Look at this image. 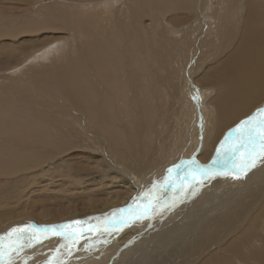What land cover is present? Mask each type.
<instances>
[{
	"label": "bare ground",
	"instance_id": "1",
	"mask_svg": "<svg viewBox=\"0 0 264 264\" xmlns=\"http://www.w3.org/2000/svg\"><path fill=\"white\" fill-rule=\"evenodd\" d=\"M3 1H15L20 4L25 2V0ZM81 1H93V4L101 6L93 7V17L88 18L85 16V13L88 12L83 10H81L82 12H70L68 13L69 16L66 15L64 10L58 12L55 9L54 13H56H51L55 21L67 17L66 21L70 24H74L75 21H79L81 18L88 24L92 23L90 28H93L90 31L88 29L87 34L84 35V41L87 43L86 47L91 51L78 49L77 59L79 61L71 63L72 66L62 64L59 68L55 63H52L55 65L52 69H49L50 72H46L32 81L22 77H15L14 74L11 76L10 73L0 75V83L4 85L0 89V94H6L9 89L8 79H11L12 86L21 85L18 99L15 98L10 102H6L7 96H0V100L7 103V108L12 102H15L13 107L9 108L12 112L11 114H5V111L0 109V201L9 193L10 189L15 187L10 179L18 170L23 167L24 169L31 167L47 155H59L60 152L67 154L71 147H78L83 149L84 152H93L95 157H92L97 160L96 165L98 168L94 173H90L95 174L91 186H93L92 190L97 199L89 203L87 208L79 207L71 211H65L64 214L59 209L51 212L41 208V210L39 209L41 214H37L32 218H25L30 220L23 222H29L26 223L27 225L48 226L50 225L48 223L53 225L52 223L57 221H59L58 224H62L71 220L81 219L85 222V231L88 228L93 229L89 237L96 236L97 238L100 235H97L95 229H108L106 221L121 217L126 210H116L124 207L130 209L127 214L130 216L131 221L129 225L126 224L124 229L121 226L114 227V232L117 233L118 237L122 233L130 235L125 237L124 241L126 242L132 238V234H137L143 227L150 225L146 223V220L143 221L145 216L142 215L143 211H141L149 203L146 201L145 188L143 186L146 183V179L148 183L154 179H156L155 182H160V184L161 182H166V170L172 167L174 161H182L183 158L189 157L190 154L197 155L198 159L200 157L201 163L198 162L199 165L209 164L216 156V150L221 141L226 136L232 137L231 130L235 129L240 121L245 120L249 116H255L257 120L264 119V113L257 111L264 108V0H211L216 6H220L221 10L227 12L221 15V25L214 31L216 33L211 49L207 53L200 55L203 62L209 59L212 60L197 81L213 91L209 100L210 106L203 108L204 119L202 118L199 122L203 132V142L205 145L208 142V148L206 149L204 146L201 151L199 149L191 150L188 145H184L186 140H192V137H187V131L191 128V109L187 102L180 100L177 103L178 111L175 116L172 114L171 103L178 98L176 95L177 83H181L182 79L175 76L174 71H168V69L170 68L169 60L173 58L175 64H177L179 60H182V56L186 54L185 51L192 45L189 37L200 35V32L195 31L198 23L216 14L213 11V7L208 6L206 0H181L179 4L175 3L176 8L186 12L182 19L178 18V20L181 19L180 23H178V20V24L175 23L176 21H171L176 27L172 34L175 35L176 32H180V40H178L175 49H168L165 52V59L160 60L161 52H157L152 45L145 42L141 34L143 31L137 25V21L142 20L144 22L143 15L157 17L159 10V5L156 4L157 1L167 5L163 6V9H169L170 5L172 7L175 5L173 0ZM118 4L126 5V8L124 10L118 9ZM111 5L115 9L111 13H107ZM26 10L28 12L30 8L20 10L19 16ZM172 11L173 9L170 10L171 13H173ZM31 19L33 20L34 18ZM17 20L19 22L20 19ZM24 22L25 24L27 23L25 20ZM30 24L33 28V23ZM151 26L155 28L154 25ZM36 27L33 30L38 28ZM95 28H97L98 32L97 37L93 36ZM37 31L34 32L38 34L39 31ZM155 31L158 32L156 28ZM31 32L33 31L19 29V26L15 25L14 19L7 17L4 20H0V41L2 37L3 39H16L15 37L18 35H23V33L31 35ZM58 40L60 39L50 38L44 44H39L37 48L33 46L31 48H22L23 50H20L22 53L11 59L4 52L7 54V58L5 54V62L3 58H0L4 62H1L0 67L3 68V71H0V73L8 71L9 68L17 66V64L22 63L31 55L45 48V51L42 50L32 57L33 60L40 59L42 61L47 53L50 52V49H46ZM85 43L83 42V45ZM75 45L77 44L75 43ZM191 49L192 52L199 55L197 47ZM8 52H10V49ZM208 52H211L212 55L210 56ZM89 53L93 54V61L90 60ZM14 55L15 53H12L10 57ZM177 68H179V65ZM68 71L70 72L68 75H62ZM41 85L42 87H40ZM173 116L175 117L173 123L177 125L175 132L171 130ZM224 129L227 130L222 133ZM220 135L221 137L219 138ZM157 139H160V141ZM227 145L231 144L228 143ZM178 151L179 154L176 156L178 159L175 160V155ZM56 159L58 160V158ZM253 159L256 166L259 167V159ZM263 160L264 158H261V161ZM62 161L64 162V160ZM67 163L70 165L69 162ZM71 164L73 167L74 162ZM157 164L159 167H153ZM85 165L87 167V164ZM165 165L166 167H164ZM182 166L183 170L173 168L172 173L167 175L176 180L182 179L189 167ZM191 167H195V164H192ZM82 171L84 170L82 169ZM255 173L260 175L259 177L256 175L257 177L255 176L254 179L263 186L259 189L260 197L257 201H254L253 197L249 196L250 201L248 204H243L244 202H242L240 207H229L220 213L223 207L221 210V205L217 204L218 199L213 203V207L208 208L206 212L188 213L187 215L176 211L170 222L164 224L163 220V224L167 227L163 232L166 238H170L167 240L162 239L157 242L158 244L154 242L153 245H146L148 250L146 248L144 255L153 254L149 264H159L160 261V264H248V257L254 258L257 264H260V262L264 264V236L260 234V232L264 233V223L259 226V233L255 234L251 231L255 228L251 220L264 210V166L258 168ZM188 178L191 184L188 183L186 187L184 186V190L179 193L178 197H183L193 187L198 188L197 178L195 181L190 176ZM243 178L245 179V175H243ZM216 180L218 182L219 177ZM245 181L248 180L245 179ZM179 182L177 184L180 185ZM222 182L224 181L222 180ZM213 183H211V189L207 188L206 191L211 193L223 187L220 182ZM160 184H157L158 187ZM202 185L199 187V192L204 186ZM57 186L59 187V185ZM19 187L21 186L19 185ZM41 190L39 189V192ZM155 190L158 195L157 188ZM31 192L34 193L33 190ZM146 192L148 195H152L151 191ZM194 194L197 195V193ZM174 197H177V194L173 196L167 191L165 195L159 196L158 199L169 200ZM241 198L238 201L241 202ZM30 199L31 201L33 200L32 198ZM157 200L150 202L155 205ZM203 200H205V197L202 195L201 201ZM138 209L139 214H141L140 219L135 220L134 217L138 215ZM8 213L10 214L11 212ZM211 213L215 215L211 216ZM20 214L18 215L17 211V215L20 216ZM84 214L88 215L83 216ZM7 215L0 217V222H2L0 224V235L5 232L3 230L4 227L1 226L2 224L10 223L11 228V226H15L18 223V221H12L16 220L15 218L9 219ZM161 215L163 216L164 214ZM161 215L159 216L161 217ZM154 220L157 222L158 218L153 217L152 221ZM210 222H214V224L212 223V228H208L210 231L203 230ZM45 223L46 225H42ZM201 225H203V228L199 229ZM151 228L152 226L147 231ZM248 230L251 232L250 235L247 232ZM197 231H199L198 235ZM6 241L8 242L7 239ZM124 241L121 243V249L125 247L123 245ZM257 241H259V245L253 246ZM249 242L255 248L246 254L244 246L248 247ZM136 264H139V261Z\"/></svg>",
	"mask_w": 264,
	"mask_h": 264
},
{
	"label": "rangeland",
	"instance_id": "2",
	"mask_svg": "<svg viewBox=\"0 0 264 264\" xmlns=\"http://www.w3.org/2000/svg\"><path fill=\"white\" fill-rule=\"evenodd\" d=\"M30 1H32V2L30 3ZM80 1L81 0H76V1L58 0V2H57V0H52V1L51 0H41V1H39V0H35V1L34 0H28V1L25 0L24 3L20 4V3H17L15 1H13V2L8 1L7 2V1L0 0V20H2V19L4 20L5 18L8 17L10 19L15 20V25H18L19 29L33 31V32H31L32 36L29 33H27L26 35L23 33V35L21 34V35H18L17 37H15L16 39H14V38H12V39L11 38H4L3 39V37H2V39L0 41V49H1L0 50V58H3L4 62L6 61L5 57L7 58V56H6L7 54L9 56V59H11V58L18 56L17 54L22 53L21 51L24 48H31L32 46L34 48H37L39 46V44H44L45 42L48 41V39L50 40V38L51 39L52 38H55V39L59 38L60 39V40L54 42L51 46H49L46 49V50L50 49L49 50L50 52L47 53V55L42 59V61H40V59L33 60L32 57L36 53H39L42 50L45 51V48H43L39 52H36L35 54L31 55L29 58L25 59L22 63L17 64V66H13V67L9 68L8 71H4V72L0 73V75H2V74L6 75V73H10L11 76H13V74H14L15 77H22L24 79H29L32 81L36 77H41L44 73L50 72L49 69H52V67L55 64L57 67L60 68L62 64H65L67 66H72L71 63H76V61L78 60L77 59L78 49L81 51L90 50L89 48L86 47L87 43H85V41H84V39H85L84 35L87 34L88 29L90 31V29L93 28V27L90 28L92 23L88 24L81 18V20L79 19V21H75L74 24H70L69 22L66 21L67 17L60 19L58 21H55L52 13H54V11H56V10L58 12L64 10L66 15L69 16L68 13H70V12L71 13L73 11L74 12H79V11L82 12L81 10H83L85 12H88V13H85L86 18H88V17H93V7L101 6V5L93 4V1L92 2H86V1L80 2ZM121 1H125V0H121ZM127 1H129V0H127ZM173 2H174V4L175 3L179 4L181 2V0H173ZM156 4L159 5L157 17H154L153 15H151V17H149L148 15H145V16L143 15V17H144L143 21L144 22H142V20H138L137 25L143 31L141 34H142V37L145 40V42L149 45H152L157 52L160 51L161 52L160 60L161 59L164 60L165 59V52L168 49H175L178 40H180L179 36L181 35L180 32H176L175 35L172 34V32L176 29V27L171 23V21L172 22L176 21L175 23H177L179 21L178 23H180V20L185 16L186 12L183 10L181 11L178 8H176V4L174 5L175 7L174 6L172 7V5H170L169 9H163V6H167V5L162 4V2H160V1H157ZM206 4L208 6H212L213 11L216 14L212 15L209 19H206L205 21H201L198 23L197 27L195 28V31L200 32V35L189 37V39L192 41V45L190 46V48L187 51H185L186 54H184L182 56V60L181 61L179 60L177 64H175V61L173 60V58L170 59L169 60V67L170 68L168 69V71H171V70L174 71V75L177 76L178 78L182 79L181 83H177L178 89L176 91V95L178 98L175 99L173 103H171L172 114L175 116L176 112L178 111L177 103L180 100H184L185 102H187L189 104L190 109H191V116H192V120L190 122L191 128H189L187 131V137L188 138L192 137V140H189V141L186 140L187 143L185 142L184 145L185 146L188 145V147L191 150L199 149L200 151H201L202 147H204V146L206 147V149L208 148V142L206 143V145L203 142V132H202V129L200 128L199 122L201 121L202 118L204 119L203 108L206 106H210L209 100H210V97L213 93L212 89H209V88L203 86L202 84H200L197 81L198 78L200 77V75L205 71V69H207V67L209 66V64L212 60V59H209V60L203 62L200 55L207 53V51L211 49V46L214 43V41H213L214 35L216 33L214 31H215V29H217L221 25V22H222L221 21L222 20L221 15L223 13L227 12V11L221 10L220 6H216V4L214 2H212L211 0H206ZM52 6H53V8H52ZM24 8L25 9L30 8V10L28 12H27V10H26V12L25 11L22 12L19 16V14H18L19 11L23 10ZM117 8L124 10L126 8V5L118 4ZM114 9H115L114 6H112V5H111V7L109 6V10L107 13H111ZM171 9H173V11H172L173 13L170 12ZM174 10H176V11H174ZM11 16H14V17H11ZM21 16H22V18H20ZM36 17L37 18L40 17V18L37 19ZM16 18L20 19L19 22L21 20L22 21L19 23V22H17L18 20ZM31 18H34V19L32 20ZM134 18H135V14H134ZM149 18L152 20H150ZM175 18H176V20H175ZM178 18H181V19L178 20ZM24 20L27 22L26 24H25ZM40 20H41V22H40ZM36 21L37 22L39 21V23L37 24ZM30 23H33V25H34L33 28H32ZM40 24H41V26H40ZM46 25H48V26H46ZM151 25H154L155 28L158 30V32H156L155 28H153ZM35 27L37 29L33 30ZM42 28H44L45 30ZM34 31H37L38 34L35 33ZM33 33H35V34H33ZM46 33H47V35H46ZM28 34H29V36H27ZM97 35H98L97 28H95L93 36L97 37ZM37 36H39V37H37ZM208 37H210V38L208 39ZM82 41L85 43L84 45H83ZM37 42H39V43H37ZM75 43L77 45H75ZM1 45H2V48H1ZM12 45H14V46H12ZM195 47L198 48L199 55L197 53L192 52L191 48H195ZM4 48H6L8 51L10 49V52H8ZM18 51H20V52H18ZM4 52H6L7 54ZM12 53L13 54L15 53V55L13 57H10V55ZM79 53H80V51H79ZM4 54H5V57H4ZM89 54L90 55H88V56H90V60L93 61V54L92 53H89ZM208 54L210 56L212 55L211 52H208ZM68 56H69V58H68ZM91 56H92V59H91ZM3 61H2V59H0V65L2 64L1 62H3ZM52 63H55V64H52ZM202 64H203V66H202ZM178 65H179V68H177ZM76 68H78V67L76 66ZM0 71H3L2 67H0ZM69 73L70 72L68 71L66 73H63L62 75H68ZM115 73L117 74V72H115ZM8 83H9L10 87L6 91V94H3V93L0 94V96H7V98H6L7 100L5 99L6 102H10L11 100H14L15 98L18 99L19 89L21 87V85L12 86L11 79H8ZM2 87H4V85L2 83H0V89ZM40 87H42V85ZM181 91H183V93L180 94ZM23 93H25V92H23ZM5 101L0 100V109L4 110L5 114H9V113L11 114L12 112L9 108L13 107L15 102H12L10 104V106L7 108L6 107L7 103ZM174 116L172 117V119H173L172 120V129H171L172 132H175V129L177 128V125L175 123H173L174 118H175ZM227 129H224L222 131V133H224ZM220 137H221V135L219 136V138ZM218 139H217V141H218ZM157 140L160 141V139H157ZM217 141H216V143H217ZM229 144H231V140H230ZM225 147H231V145H225ZM77 148H72V147H71V149L69 148L71 151L68 150V153H67L68 155L65 152H63V153L60 152L61 154L59 153V155L58 154H56V155L51 154L52 156L47 155L45 157H42L35 164H33L31 167L26 168V169H24V167H23L22 169L18 170V172L13 176L14 178L12 177L10 179V180H12L13 185H15V187H13V189H10L9 193L6 194L5 197L2 198L0 201V217L6 216L8 214L7 216L9 217V219L15 218L16 220H12V221H18V223L15 222V223H17V225L11 226V228L16 227V226H21L22 224L27 225L26 223H29V222H23V221H28L30 219H25V218H32L33 216H35L37 214H41V212H40L41 208H45L51 212H55L59 209V211L62 214H64L65 211H71V210H74V209L79 208V207L80 208L81 207L87 208L89 203H91L97 199L95 193H93V190H92L93 186H91L93 184V176L95 177V174L94 175L90 174L92 172L94 173V171L98 168V166L96 165L97 160L93 159V157H95V155H93V152L90 153L89 151H86L88 153L87 154L86 152H84L83 149H81V148L77 149ZM74 149H76V150H74ZM73 151H74V153H73ZM179 151L175 155V158H176L175 160L178 159L176 156H178ZM80 152H82V153H80ZM78 154H79L80 158H79ZM85 155H86V157H85ZM71 156H73V157H71ZM242 156H243V152H241L239 154L240 159L237 160V163L238 164L239 163L247 164L246 161L242 160ZM52 157H53V159H52ZM83 157H85L86 159ZM56 158H58L59 161ZM74 158H76V159H74ZM253 158L259 159V161H260L259 167H257L255 164L254 166L247 167L246 171L236 173L232 169V166L229 165V171H228L227 176L226 175L223 176L224 174H216V175H213V177L212 176H205V177L197 176V182L199 183L198 188H196V187L191 188L189 190V192L187 194H185L183 197L182 196L178 197V195H177V197L169 199V202H170L169 206H167L166 208H163L162 211H161V205L155 202L156 212H154L153 214H152V212L148 213L147 217H145V219H143V221L146 220L147 221L146 223L150 224V225H148L147 227H143L146 229L143 230V228H142L139 233L132 234V238L126 242L124 241L125 237H128L130 235L122 233V235L118 237L117 233L114 232V228L110 229V230H107V228L106 229L97 228V229H95V232H97V235H100V236H97V238H96V236L90 237V239H88L87 241L85 240V238L83 236H81V238L79 239L77 244L70 245L69 249L66 250L65 248L59 247V246L62 244L68 243V242H65L61 237L54 235L51 231H49L47 233L40 234V240H41L40 243H37L35 240H33L32 245L28 246L29 240L25 239L23 241V243L25 245L23 250L20 251L18 254L17 253L13 254L14 259H13L12 264H45V261H48L49 259H51L52 264H136L137 261H139V264H149L153 254L150 253L147 256L144 255L146 248L148 250V247H146V245L147 244L153 245L154 242L157 243L158 241H160L162 239L167 240L170 238V237L166 238V235L163 232L167 228L164 224H167L168 222L171 221L172 217L176 214V211H177V213H184L187 215H188V213L196 214V213H199L201 211L206 212V210H208V208H212L213 203L219 199L217 201V204L221 205L220 209L223 207L222 208L223 210L221 209L222 211H220V213H222L223 211L227 210V208H229V207L230 208H233L234 206L240 207L242 205V202H244L243 204H245V203L248 204V202L250 201L249 196H252L254 201L258 200V198L260 197L259 189H261L263 186H262V184H259V182H257V180L254 179V177L256 175H258V177H259L260 174H256L255 171H257L258 168H261L264 166V160L261 161V157H258V156H255ZM62 160H64V162ZM71 161L74 162L73 167L71 166L72 165ZM182 161H184V162L196 161V162L201 163L200 157L198 159L197 155H195V154H190L189 157L183 158ZM67 162H69L70 165H68ZM178 162L174 161V163L173 164L171 163V164L173 166V165H176V163L177 164L181 163V161H179V160H178ZM4 163H6V162H4ZM31 163H32V161H31ZM79 163L82 165V167ZM85 164H87V167ZM156 166L159 167L158 164L153 166V167H156ZM184 166L187 167L189 165H188V163H185ZM70 167H72V168H70ZM80 167L84 171H82V169ZM153 167H152V169H153ZM164 167H166V165ZM74 168H75V170L73 171ZM78 168L80 169V171ZM152 169H150V170H152ZM219 169H221L222 171ZM219 169L217 171L220 173H223L224 169H222V168H219ZM250 169L253 170L254 172L251 171ZM85 170H87V171H85ZM77 172H79V173H77ZM243 175H245V179L248 181H245V179L243 178ZM237 176H238V178H236ZM19 177L21 178V180ZM55 177H57V178L55 179ZM218 177H219L218 182H220L223 185V187L216 189V190L212 191L211 193L206 191L207 188L211 189L212 184H214L213 182L218 183V182H216L217 181L216 179H218ZM66 178H68V179L70 178V179L69 180L67 179V181H66ZM221 178H223V179H221ZM170 179L172 181L176 180L174 178H170ZM41 180L43 182L44 181L45 182L43 183ZM89 180H91V181L88 182ZM155 180L156 179H154L152 182L148 183L147 179H146V183L143 185L145 188V194H146V201L147 202H150L153 200L155 201L159 197L156 193L155 188L152 187V185H153L152 183H154ZM222 180L224 182H222ZM72 181H74V182H72ZM78 181H80V182H78ZM176 181L177 182L180 181L179 182L180 185L177 184ZM176 181L173 184L174 186L170 185V187H169L170 190L169 189L167 190L168 193H171L173 196H174V194H176L177 190H179L180 188H183L184 186L186 187L188 183L191 184L189 178L187 180H185L183 182V184L181 183V179H177ZM85 183H87V184H85ZM156 183L160 184V182H156ZM18 184L21 187H19ZM83 184H85V185H83ZM161 184H169V180L168 181L166 180V182H161ZM201 184L204 185V186L202 185L204 190L202 188L199 192V187H201ZM221 184H220V186H222ZM40 185H42V186H40ZM43 185H44V187H43ZM57 185H59V187ZM62 185H63V187H62ZM175 185H176V187H175ZM36 186L37 187L39 186V187L37 188ZM53 186H54V189H53ZM60 187H62V188H60ZM67 188H69V189H67ZM39 189H42V190L39 192ZM31 190H33L34 193H32ZM62 190H64L65 192ZM42 191H44V192H42ZM146 191H151L152 195H148V193ZM204 191H206V192H204ZM233 192H235V193H233ZM29 193H31V194H29ZM194 193H197V195ZM257 193H259V194L257 195ZM33 194H35V195H33ZM201 194L205 197V200H203V201H201V197H202ZM10 196H12V197H10ZM9 197H10V200H9ZM21 198H22V200H21ZM30 198H32L34 201L33 200L31 201ZM220 198H222V199L220 200ZM240 198L242 199L241 202L238 201ZM35 199L37 200V202ZM19 202H21V203L19 204ZM7 203H9V204L7 205ZM77 203H79V204H77ZM5 204H6V206H5ZM178 205H179V207L180 206L181 207L179 208ZM182 206H183V208H182ZM186 206H187V208H186ZM15 207H17V208H15ZM170 208H171V210H170ZM122 209H124L126 211L123 212V214H122L123 216L121 215V217H118L117 219L122 221L118 227L121 226L124 229L126 227V224L129 225L131 218L127 214V212L129 213L130 209L124 208V207H122ZM17 211H18V215L21 212L20 216L17 215ZM141 211H143V210H141ZM263 211L260 212L259 214H257L251 220L254 223L253 225L255 226V228L252 229L251 231H253L255 234L260 232L259 226L264 223V212ZM8 212H11V213L9 214ZM160 213L164 214V215L162 216ZM208 213H205V214H208ZM86 215H88V214H84L83 216H86ZM159 215H161V217ZM210 215L214 216L215 214L211 213ZM47 216H49V215H47ZM153 217L158 218V220H157L158 223L156 222V220L152 221ZM79 220H81V219H79ZM163 220H164V224H163ZM124 221H126V222H124ZM58 222L59 221L54 222L52 224L56 225V224H58ZM1 223L2 222H0V224ZM210 223H208V225H206L204 228H203V225H201L199 227V229L202 227L203 230L205 229V230L210 231L214 222H212L213 224L212 223L210 224ZM4 224L1 225L4 227V228L3 227H1V228H3V230H5V232H2V235L7 233L11 229L10 223L6 222ZM48 224L51 225V223H48ZM62 224H64V223H62ZM42 225H46V223L42 224ZM151 226H152V228L149 231H147V229ZM208 226H210V227H208ZM84 228H85V226H84ZM115 228H117V227H115ZM208 228H210V229H208ZM256 229H257V231H256ZM152 230H153V232H152ZM247 232L250 235V233H251L250 230H248ZM198 234H199V231H197V235ZM245 234H246V232H245ZM260 234L261 235L263 234L262 236H264V233L260 232ZM134 235H137V236H134ZM45 236H47L48 238L45 239L44 238ZM89 236H90V233H89ZM133 237H135V238L133 239ZM132 239L135 241H133ZM123 241H124L123 245H125V247H123V249H121L122 248L121 243ZM7 243L8 242L6 241L5 244L7 245ZM247 243H248V241H247ZM257 245H259V241H257L256 243L253 244V246H257ZM253 246L251 245V242H249L248 247L244 246L245 253L247 254V253H249V251L253 250V248H255ZM58 247H59V251H56ZM69 252H71V254H68ZM247 262H248V264H257L255 259L251 258V257L247 258ZM160 263H161V261H160ZM260 264H261V262H260Z\"/></svg>",
	"mask_w": 264,
	"mask_h": 264
},
{
	"label": "snow or ice",
	"instance_id": "3",
	"mask_svg": "<svg viewBox=\"0 0 264 264\" xmlns=\"http://www.w3.org/2000/svg\"><path fill=\"white\" fill-rule=\"evenodd\" d=\"M260 113H264V108L257 110ZM232 137L226 136L221 144L217 147L216 156L214 159L207 165H199L198 162H184L181 161L180 164L173 165L166 170L167 174H171L173 168L178 170H183L182 165L188 163L189 167L181 179V183L188 179L190 176L193 181L196 180L197 176L205 177L212 176L216 174L227 175L229 171V165L232 166V169L236 173H240L247 170V167L255 165V160L253 157L258 156L264 158V119L257 120L255 116H249L245 120L240 121L236 125V128L231 130ZM231 140V147H225ZM243 152L242 160L246 161L247 164L237 163V160L240 159L239 154ZM192 164H195V167H191ZM217 168L224 169L223 173L216 171ZM166 174L165 179L169 180V184L157 185L156 182L153 183L152 187L157 188L158 195L163 196L166 194L170 185H173L175 181L170 179V176ZM179 175V172H178ZM238 178V176L236 177ZM184 189L180 188L177 190V195L182 192ZM146 198V197H145ZM157 203L161 205V211L163 208L169 206V200H157ZM116 211H124V209H119ZM138 215L134 217L135 220L140 219L139 209ZM156 212V205L151 202L147 203L143 207L142 215L147 217L148 213ZM119 219H109L106 221L108 229L118 227L121 224ZM126 222V221H124ZM85 222L82 220H71L64 224L58 225H48V226H38L34 224L30 225H21L11 228L4 235H0V264H12L14 259V253H19L25 247L23 241L25 239L29 240V245H32V241L35 240L37 243H40V234L47 233L51 231L54 235L61 237L65 244L60 245L66 250L69 249L70 245H75L78 243L81 236L87 241L90 239L89 233L93 231L92 228H88L87 231L84 230ZM31 230V231H29ZM15 234V235H14ZM45 239L48 237L45 236ZM8 240L7 245L5 240ZM59 247L56 251H59ZM68 254H71L69 252ZM45 264H52L51 259L45 261Z\"/></svg>",
	"mask_w": 264,
	"mask_h": 264
}]
</instances>
